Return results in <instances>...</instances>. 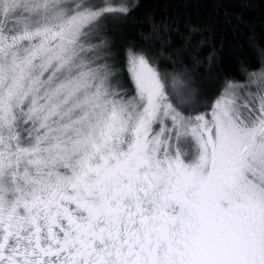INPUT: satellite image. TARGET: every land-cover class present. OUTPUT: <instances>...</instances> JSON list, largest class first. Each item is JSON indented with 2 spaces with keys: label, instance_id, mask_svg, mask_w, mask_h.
<instances>
[{
  "label": "snow or ice",
  "instance_id": "6c2138e0",
  "mask_svg": "<svg viewBox=\"0 0 264 264\" xmlns=\"http://www.w3.org/2000/svg\"><path fill=\"white\" fill-rule=\"evenodd\" d=\"M137 7L0 0V264H264V64L203 93L215 26Z\"/></svg>",
  "mask_w": 264,
  "mask_h": 264
},
{
  "label": "trees",
  "instance_id": "16d2710c",
  "mask_svg": "<svg viewBox=\"0 0 264 264\" xmlns=\"http://www.w3.org/2000/svg\"><path fill=\"white\" fill-rule=\"evenodd\" d=\"M138 5L133 15L125 21H118L114 28L117 41L123 43L138 31L149 25L148 17L155 11L157 16L170 15L181 24L215 26V35L211 44H205L198 51L193 48L185 55V62L191 67V56L200 60L196 68L195 84L201 92L212 94L222 86L225 78L239 81L247 79V72L257 71L264 64L259 48L264 47V7L260 0H253L254 7L244 10L243 21L233 19L227 23L223 11H218L215 0H135ZM231 12L239 11L237 0H220ZM255 33V45L249 41ZM177 43L179 37H174ZM215 48V60L209 65L208 54ZM174 74H183V68H173L163 64Z\"/></svg>",
  "mask_w": 264,
  "mask_h": 264
},
{
  "label": "rangeland",
  "instance_id": "374dc122",
  "mask_svg": "<svg viewBox=\"0 0 264 264\" xmlns=\"http://www.w3.org/2000/svg\"><path fill=\"white\" fill-rule=\"evenodd\" d=\"M113 2H115V3H118L119 2V0H113ZM132 2L134 3L135 2V0H132ZM258 71V70H257Z\"/></svg>",
  "mask_w": 264,
  "mask_h": 264
}]
</instances>
